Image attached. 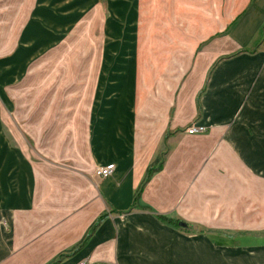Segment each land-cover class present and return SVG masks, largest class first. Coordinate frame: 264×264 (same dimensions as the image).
I'll list each match as a JSON object with an SVG mask.
<instances>
[{"label":"crops","instance_id":"crops-1","mask_svg":"<svg viewBox=\"0 0 264 264\" xmlns=\"http://www.w3.org/2000/svg\"><path fill=\"white\" fill-rule=\"evenodd\" d=\"M97 1L0 0V264H264L247 232L264 214V0L225 41L248 48L261 30L255 52L192 47L157 94L105 47L73 61L76 20Z\"/></svg>","mask_w":264,"mask_h":264},{"label":"rangeland","instance_id":"rangeland-1","mask_svg":"<svg viewBox=\"0 0 264 264\" xmlns=\"http://www.w3.org/2000/svg\"><path fill=\"white\" fill-rule=\"evenodd\" d=\"M133 1L135 20L129 23L130 5ZM252 2L253 0H98L91 3L88 14L76 20L77 39L73 61L83 62L85 58H89L90 63L97 64L101 62L105 47L106 63L115 67L114 70L129 69L132 66L135 74L138 73V90L141 87L143 92L145 83L149 81L148 84L157 94L162 92L163 81L171 83L177 78L182 71L177 63L192 47L196 48L197 55L209 45L217 44L215 48L219 60L229 59L240 52H255L261 43V30L255 38V44L248 48H236L230 52V47L225 44L229 40L226 38L239 24L240 18ZM3 8L7 6L1 3L0 14L3 13ZM15 8L20 11L25 7ZM19 13V24H23L21 11ZM117 14L121 18L116 19ZM108 22L110 31L107 30ZM1 26L3 19L0 17V28ZM247 232L252 236L261 234V239L264 240L263 208L261 231ZM187 234H194V231Z\"/></svg>","mask_w":264,"mask_h":264},{"label":"trees","instance_id":"trees-1","mask_svg":"<svg viewBox=\"0 0 264 264\" xmlns=\"http://www.w3.org/2000/svg\"><path fill=\"white\" fill-rule=\"evenodd\" d=\"M163 164H164V160H162L161 162L159 160H157L152 166H150L148 169H147V172H146V176L141 184V186L139 187L137 193H136V196H135V205L137 203H139V200L141 198V195L145 189V187L147 186V184L151 181V178L153 177V175H155L156 173L160 172L162 169H163ZM135 208V207H134ZM105 217V215H102L100 218H99V221L102 220L103 218ZM159 219L167 224H170L176 228H180V229H183L181 227V221L180 220H172V219H169L167 216H158ZM96 226V225H95ZM95 226L93 227V229L95 228ZM186 232H188L187 230H185ZM190 232V231H189ZM59 262V261H58ZM53 264H57L56 262L53 263Z\"/></svg>","mask_w":264,"mask_h":264},{"label":"built area","instance_id":"built-area-1","mask_svg":"<svg viewBox=\"0 0 264 264\" xmlns=\"http://www.w3.org/2000/svg\"><path fill=\"white\" fill-rule=\"evenodd\" d=\"M204 132H205L204 128L196 127L195 125H191L190 127L186 129V133L188 135H195V134H200ZM114 169H115V165L111 164L106 167L97 168L95 173L101 179L107 178L113 173ZM79 264H91V263H89L88 261H81Z\"/></svg>","mask_w":264,"mask_h":264},{"label":"water","instance_id":"water-1","mask_svg":"<svg viewBox=\"0 0 264 264\" xmlns=\"http://www.w3.org/2000/svg\"><path fill=\"white\" fill-rule=\"evenodd\" d=\"M181 225H183V224H181Z\"/></svg>","mask_w":264,"mask_h":264}]
</instances>
